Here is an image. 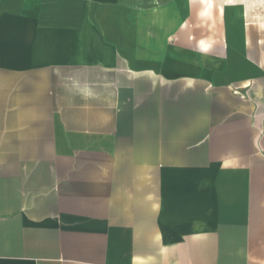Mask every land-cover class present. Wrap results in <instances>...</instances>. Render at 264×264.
Instances as JSON below:
<instances>
[{
	"label": "crops",
	"instance_id": "crops-1",
	"mask_svg": "<svg viewBox=\"0 0 264 264\" xmlns=\"http://www.w3.org/2000/svg\"><path fill=\"white\" fill-rule=\"evenodd\" d=\"M0 0V264H264L262 0Z\"/></svg>",
	"mask_w": 264,
	"mask_h": 264
},
{
	"label": "rangeland",
	"instance_id": "rangeland-1",
	"mask_svg": "<svg viewBox=\"0 0 264 264\" xmlns=\"http://www.w3.org/2000/svg\"><path fill=\"white\" fill-rule=\"evenodd\" d=\"M119 2H121V3H127L129 1L128 0H120ZM248 5H250V3L247 0V6ZM259 9L262 11V13H261L262 14V18H264V0H262L261 7Z\"/></svg>",
	"mask_w": 264,
	"mask_h": 264
}]
</instances>
